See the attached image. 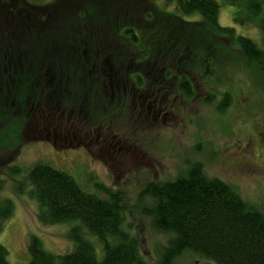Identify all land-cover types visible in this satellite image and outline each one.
Masks as SVG:
<instances>
[{
    "label": "trees",
    "instance_id": "16d2710c",
    "mask_svg": "<svg viewBox=\"0 0 264 264\" xmlns=\"http://www.w3.org/2000/svg\"><path fill=\"white\" fill-rule=\"evenodd\" d=\"M164 1L174 4L172 12L155 8L143 22L133 21L135 30L121 33L116 23L128 21L127 17L136 19L146 4L139 0H55L35 5L29 0H0V123L16 122L31 107L39 111L48 100L68 107L75 99L84 105L88 98L100 102L101 57L110 61L111 56L112 64L118 66L126 48L142 51L143 59L157 51L197 56L175 62L176 70L203 75V68L218 72L214 66L216 58L226 52V40L246 67H255L259 80L264 48L236 34L234 28L221 26L216 0ZM263 2L245 0L249 22L260 16ZM194 15L200 20H184ZM256 24L264 46V18ZM125 37L130 38L128 46L120 43ZM205 55L207 60H202ZM205 73L209 80L214 76ZM184 78L180 75L181 87ZM184 95L193 97L189 92ZM22 172L12 168L13 175ZM20 184L29 188L40 224L78 223L68 232L73 250L63 255L47 252L39 238L30 237L28 264H173L184 252L215 264H264V209L243 200L230 184L207 177L200 163H191L173 180L149 182L140 192L150 199L143 213L158 232L169 235L156 263L145 260L138 238L124 228L118 192L106 190L107 199L87 193L70 174L43 162L27 169ZM12 213V201H0V232ZM88 236L101 243V259ZM7 256L0 244V264H10Z\"/></svg>",
    "mask_w": 264,
    "mask_h": 264
},
{
    "label": "rangeland",
    "instance_id": "374dc122",
    "mask_svg": "<svg viewBox=\"0 0 264 264\" xmlns=\"http://www.w3.org/2000/svg\"><path fill=\"white\" fill-rule=\"evenodd\" d=\"M29 1L45 5L55 0ZM153 1L164 11H173V3ZM216 1L220 6L218 22L221 26L234 28L236 34L264 48L256 24L264 18V2L260 16L251 23L247 20L245 0ZM184 19L194 22L200 17L194 15ZM223 42L226 52L216 58L214 66L218 72L214 73L211 67L203 68L204 76L199 75L196 81L204 90L199 89L196 100L186 106L177 103L181 111L187 110L186 119L181 117L176 122L137 130L138 142L122 141L127 152H115L111 158L100 144L89 146L88 154L75 143L70 146L54 143L52 131L56 121L49 120L54 125L48 128L51 133L48 142L38 135L43 121L32 119L33 122H28L26 115L16 122L0 123V201L8 199L13 203V213L0 232V244L7 250L10 264H28L27 243L32 236L39 238L43 248L55 255L69 253L74 247L68 232L78 223L40 224L36 202L29 196V188L20 184L27 169L36 162L70 174L87 193L94 192L107 199L106 190L118 192L124 207L123 226L138 238L141 253L150 263L157 262L160 247L167 243L169 235L158 232L151 218L143 213L150 199L140 196V192L149 182L173 180L191 163H200L207 177L230 184L243 200L264 209V71L257 80L255 67H246L237 52L229 48V42ZM215 57L212 56L213 60ZM205 72L216 77L211 76V80L207 77L203 82ZM207 91L215 93V98L209 97L205 104L199 99L206 96ZM225 94H228L226 101ZM195 115H202L205 122L187 120ZM13 167L23 172L13 175ZM88 237L97 259H101V243ZM173 264L215 263L184 252Z\"/></svg>",
    "mask_w": 264,
    "mask_h": 264
},
{
    "label": "flooded vegetation",
    "instance_id": "af4514ba",
    "mask_svg": "<svg viewBox=\"0 0 264 264\" xmlns=\"http://www.w3.org/2000/svg\"><path fill=\"white\" fill-rule=\"evenodd\" d=\"M139 1H142L141 4L144 3L146 6L144 5L145 7L136 14V19H133L132 16L126 18L128 21L116 23L117 29L121 33L128 28L135 30L133 21L143 22L145 15L153 14L155 8L163 10L153 0ZM150 5L153 6L152 9L148 8ZM129 41L130 38L125 37L120 43L128 46ZM141 53L138 50L136 52L126 48L121 57V64L118 66L112 64L111 56H109L110 61L108 57H101L102 62L99 70H101L100 90L103 97L100 102L97 103L88 98L84 99L87 102L84 105L82 100L75 99V104L68 107L48 100L38 109L39 111L33 110L32 107L29 109L28 122H33L35 119L37 122L43 121L38 135L48 142L51 134L48 128L54 125V122H49V120L56 121L52 131L54 143H59L60 146H70L75 143V146L86 149L88 154H90L89 146L100 144V147L106 149V153L110 157L115 152L121 153L122 150L127 152V149L121 144L122 141L138 142L140 137L135 136L137 130L139 131L145 126L155 128L159 123L176 122L181 117L186 119L187 110L181 111L177 103L188 105L190 101L196 100L199 95L197 91L204 90V88L197 86L196 80L199 74L192 73L190 70H176L175 62L180 64L185 60L192 61L198 57H193L190 54L183 57L157 51L156 54L143 59ZM201 59L207 60V55ZM180 75H183V79L186 77L184 87H181L183 82L179 79ZM205 78L203 77V82H205ZM185 92L193 94V97L187 98L184 95ZM214 94L207 91V93L205 92L206 96L199 100L203 103L202 100L205 101L209 97L214 99ZM201 118L202 115H195L187 120L205 122ZM52 147L55 146L52 145ZM99 151L101 152V150ZM118 157L122 158L119 154Z\"/></svg>",
    "mask_w": 264,
    "mask_h": 264
}]
</instances>
